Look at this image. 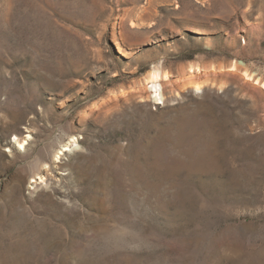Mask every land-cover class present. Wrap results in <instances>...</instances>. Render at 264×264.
Here are the masks:
<instances>
[{
	"label": "rangeland",
	"instance_id": "1",
	"mask_svg": "<svg viewBox=\"0 0 264 264\" xmlns=\"http://www.w3.org/2000/svg\"><path fill=\"white\" fill-rule=\"evenodd\" d=\"M244 72L264 0H0V264H264Z\"/></svg>",
	"mask_w": 264,
	"mask_h": 264
},
{
	"label": "bare ground",
	"instance_id": "2",
	"mask_svg": "<svg viewBox=\"0 0 264 264\" xmlns=\"http://www.w3.org/2000/svg\"><path fill=\"white\" fill-rule=\"evenodd\" d=\"M118 51L120 52V50L118 49ZM121 53V52H120ZM244 77L248 78L249 81H254V84L256 86H262V88H264V83L262 84V82L259 79H255L254 76H250L249 74L245 73L243 74ZM201 75L199 74V70H189L186 74H185V78L186 80L191 83V84H195L197 85V82L200 79ZM168 81V76L165 74L163 76H160L158 73H152L149 76V81L148 84L150 85V89L151 91L154 93L155 96V100H162V95H161V89H163V87L167 84ZM155 104H159V103H155Z\"/></svg>",
	"mask_w": 264,
	"mask_h": 264
}]
</instances>
